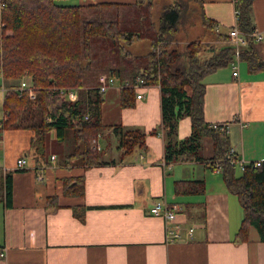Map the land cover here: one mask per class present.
<instances>
[{
  "label": "crops",
  "instance_id": "1",
  "mask_svg": "<svg viewBox=\"0 0 264 264\" xmlns=\"http://www.w3.org/2000/svg\"><path fill=\"white\" fill-rule=\"evenodd\" d=\"M233 9V0H203V10L216 21L217 32L226 33L234 24ZM252 23L262 33V40L251 42L252 54L257 65L262 64L250 67L243 59L236 76L230 64L229 69L226 65L207 74L203 103L208 124L229 121L231 148L246 163L264 160V0H253ZM210 50L205 48L208 54ZM119 90L112 85L103 92L105 126L96 135L104 150L101 164L82 167L62 162L51 147L36 161L30 146L33 130L1 131L0 168L11 175V205L0 199V264H264V241L253 226L246 240L235 237L243 211L236 195L227 190L220 168L209 166L211 139H201L204 160L166 163L158 84L143 86V96L135 97L130 106L120 104ZM113 124L140 128L145 145L122 154ZM190 132V118L181 117L177 138ZM48 138L54 141L53 130ZM20 156L27 160L24 168L16 167ZM37 174L43 178L37 179ZM78 174L84 176L83 196L64 195L62 178ZM194 178L204 180L203 192H174V180ZM54 195L56 199H48ZM157 199L180 206L176 218L182 238L165 242L163 219L149 213ZM77 203L86 207L83 220L73 215L72 205ZM190 225L193 232L187 236Z\"/></svg>",
  "mask_w": 264,
  "mask_h": 264
},
{
  "label": "trees",
  "instance_id": "2",
  "mask_svg": "<svg viewBox=\"0 0 264 264\" xmlns=\"http://www.w3.org/2000/svg\"><path fill=\"white\" fill-rule=\"evenodd\" d=\"M200 1L202 24L214 31L215 42H221L211 54L201 58L199 39L186 42L182 50L176 47L177 33L188 0H172L162 5L157 22L152 19L154 0L134 2L99 1L81 4H62L57 0H0V69L8 89L3 93V129L28 128L35 160L43 156L49 146L48 132L54 131V142H66L61 161L82 167L101 164L104 150L96 140L105 125L101 121L103 92L98 89L99 75H114L121 84L120 104L130 106L135 99L133 83L141 78L145 84H158L163 145L166 163L182 160H204L201 139H211L209 166H219L227 190L236 195L243 216L235 233L238 240L248 238L253 226L264 241V160L254 166L245 163L236 173L227 132L212 128L204 120V77L232 59L233 47L226 42L227 34L215 30L216 21L206 16ZM253 0H234L238 9L237 25L250 31ZM135 40H147L146 52L137 54L129 46ZM250 46L241 51L250 67H256ZM209 43L207 44V46ZM27 77L36 96L28 98L14 86ZM9 81V82H8ZM59 87L75 88L77 96L68 99ZM50 117L49 120L46 117ZM188 116L191 132L177 138V124ZM117 133V147L122 154L145 145V132L140 128L111 125ZM153 132L157 133V129ZM56 155V152H54ZM176 194L201 193L204 180L176 179ZM62 192L66 196L82 197L83 174L64 176ZM50 196L48 199H56ZM0 199L11 205V175L0 168ZM83 203L72 205V212L84 219Z\"/></svg>",
  "mask_w": 264,
  "mask_h": 264
},
{
  "label": "built area",
  "instance_id": "3",
  "mask_svg": "<svg viewBox=\"0 0 264 264\" xmlns=\"http://www.w3.org/2000/svg\"><path fill=\"white\" fill-rule=\"evenodd\" d=\"M234 1V0H233ZM3 3L0 2V7ZM234 24L227 30V42L233 47L232 59L229 64L232 67V75L236 76L238 74L239 62L241 59V51L243 48L249 46V41L257 42L262 40V33L257 28L253 27L250 31H243L237 25L238 9L234 6L233 9ZM99 84L98 89L101 92H104L109 86L118 85H129L127 81L122 84L118 82V79L114 75H99ZM136 89L135 97L141 98L143 96L141 88L148 84H145L141 78H137L136 81L132 84ZM19 93L26 92L28 98L33 99L36 96L34 87L31 84V81L27 77H22L19 81L12 86ZM9 86L6 84V81L3 77L2 70L0 69V92L3 94ZM59 92L66 94L68 99L74 100L77 96V90L75 88L59 87ZM47 120L50 117H46ZM229 122V121H228ZM228 122H212L209 124L210 127L216 128L220 131L227 132ZM1 124V119H0ZM1 126V125H0ZM1 133V132H0ZM96 139H93L95 141ZM231 152H235L233 148H230ZM51 159L55 158L54 154L50 155ZM231 162L235 165H238L242 168L245 165V161L238 155L235 158L231 159ZM260 161H254L253 165L256 166ZM27 163V160L24 156H20L16 159V167L24 168ZM219 167V166H218ZM37 179H42L41 174H37ZM178 203L166 204L163 200L157 199L149 208V213L154 216L161 217L164 222V240L165 242H173L182 238L183 230L180 225V222L177 221V212L180 210ZM187 236H190L193 232V226H188L185 229Z\"/></svg>",
  "mask_w": 264,
  "mask_h": 264
},
{
  "label": "rangeland",
  "instance_id": "4",
  "mask_svg": "<svg viewBox=\"0 0 264 264\" xmlns=\"http://www.w3.org/2000/svg\"><path fill=\"white\" fill-rule=\"evenodd\" d=\"M172 0H154L151 15L152 19L157 22L158 16L161 12L162 5L168 3ZM180 21L179 30L177 33V42L176 47L182 50L186 44V42L190 40L199 39L201 41L202 47H206V50L212 49L214 46L215 36L213 35L214 31H210L202 24V18H200V1L199 0H188V8L185 13H183V17ZM206 42V43H205ZM227 42V41H226ZM209 45L207 46V44ZM218 44V43H217ZM221 44V42H220ZM219 46V45H218ZM218 46H214L216 49ZM129 49L133 53L141 54L147 51L148 42L147 40H135L130 46ZM208 51H205V48L201 50V58L207 57ZM210 53V52H209ZM210 54H208L209 56ZM243 58L240 59V61ZM227 69L230 68L228 65ZM209 78L205 77L204 82L208 81ZM7 82V81H6ZM9 82V81H8ZM2 99L3 94L0 92V115L2 113ZM99 142H102V138L99 139ZM63 144V145H62ZM59 144L57 142H50L49 146H53L54 152H56L57 160H60L65 148L67 147L66 142H62ZM103 157V156H102ZM46 158H48V153L46 154ZM236 173L241 172V168L238 165H235Z\"/></svg>",
  "mask_w": 264,
  "mask_h": 264
}]
</instances>
